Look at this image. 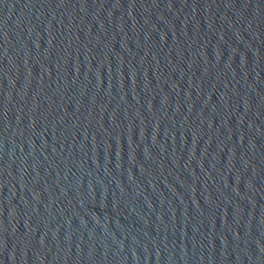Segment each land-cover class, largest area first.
<instances>
[{
  "label": "water",
  "instance_id": "obj_1",
  "mask_svg": "<svg viewBox=\"0 0 264 264\" xmlns=\"http://www.w3.org/2000/svg\"><path fill=\"white\" fill-rule=\"evenodd\" d=\"M0 264H264V0H0Z\"/></svg>",
  "mask_w": 264,
  "mask_h": 264
}]
</instances>
